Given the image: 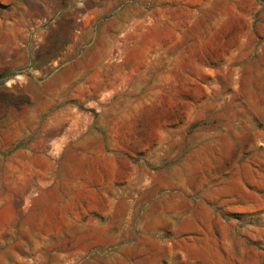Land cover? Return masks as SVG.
Wrapping results in <instances>:
<instances>
[{
    "label": "rangeland",
    "instance_id": "rangeland-1",
    "mask_svg": "<svg viewBox=\"0 0 264 264\" xmlns=\"http://www.w3.org/2000/svg\"><path fill=\"white\" fill-rule=\"evenodd\" d=\"M0 264H264V0H0Z\"/></svg>",
    "mask_w": 264,
    "mask_h": 264
}]
</instances>
